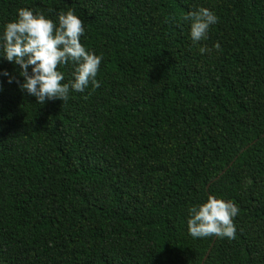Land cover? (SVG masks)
<instances>
[{
  "label": "trees",
  "instance_id": "1",
  "mask_svg": "<svg viewBox=\"0 0 264 264\" xmlns=\"http://www.w3.org/2000/svg\"><path fill=\"white\" fill-rule=\"evenodd\" d=\"M199 6L218 20L194 44ZM20 7L73 9L103 59L42 105L0 76V264H264V0H0V33ZM209 193L235 238L189 234Z\"/></svg>",
  "mask_w": 264,
  "mask_h": 264
},
{
  "label": "clouds",
  "instance_id": "2",
  "mask_svg": "<svg viewBox=\"0 0 264 264\" xmlns=\"http://www.w3.org/2000/svg\"><path fill=\"white\" fill-rule=\"evenodd\" d=\"M183 19L189 25L192 42L197 44L207 40L210 26L218 17L208 7L199 6L187 10ZM84 32L83 21L71 8L59 11L55 20L44 11L18 8L0 33V57L18 66V76L7 69H0V76L7 77L9 83L16 82L41 105L51 99L67 100L70 89L84 93L90 84L98 87L97 73L103 56L81 43ZM213 48L219 51L221 44L214 42L211 48L202 44L198 51L211 53ZM68 64L73 67L72 78L65 81V73L58 65ZM238 212L239 206L232 200L209 193L202 202L188 207V232L193 237L235 238L233 218Z\"/></svg>",
  "mask_w": 264,
  "mask_h": 264
}]
</instances>
